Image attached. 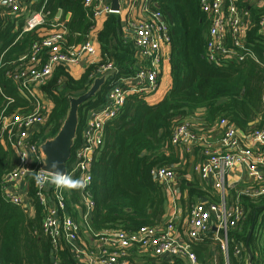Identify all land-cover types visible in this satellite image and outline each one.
I'll return each mask as SVG.
<instances>
[{"label": "trees", "instance_id": "trees-1", "mask_svg": "<svg viewBox=\"0 0 264 264\" xmlns=\"http://www.w3.org/2000/svg\"><path fill=\"white\" fill-rule=\"evenodd\" d=\"M32 1L24 0L31 11H40L43 0L34 4ZM84 2L47 1L48 25L62 11L59 22L67 29L66 47L89 41L96 26L92 10L86 8ZM144 4H148L151 11L160 12L169 26L172 88L154 106H149L137 95L131 96L121 116L106 125L104 146L93 164L92 183L88 189L95 202L89 222L94 232L136 233L142 228L163 223L166 191L152 176V171L159 166L167 167L183 179L186 171L182 170V165L187 160L183 149L172 144V137L175 129L186 120L196 118L201 128L205 131L215 129L216 133L219 121L226 120L246 136L264 126V69L252 61L226 66L208 62L210 25L202 12L200 0H146ZM9 13L7 8L0 7V117L3 112L5 116L30 114L37 104L36 100L21 95L13 75L19 70L21 58L28 54L38 37L33 33H23L26 16L17 17ZM67 15L71 17L66 22ZM263 17L264 6L251 9L252 28L248 33V43L259 58L264 53V36L260 35ZM123 27L119 14L108 16L98 34L101 60L87 67L79 80H75L63 66L55 67L47 84L40 89L44 99L52 104V109L46 125L34 134V142L42 144L55 137L66 118L70 97L90 88L100 66L108 62L114 64L117 73L110 80L113 83L135 75L140 63L136 59L134 42L126 36ZM110 81L95 98L81 106L77 140L89 113L104 104ZM3 140L5 133L2 134L0 127V264H80L65 243L60 242L55 248L44 234L43 208L35 198L33 180L29 184L32 214L5 199L4 177L17 166L18 160L11 148L3 145ZM76 147L77 144L67 167L73 161ZM77 182L78 178L65 197L70 216L81 222L78 209L81 207V190ZM183 182L182 190L187 192V198H182V202L188 205V209L206 198L198 182L189 185ZM238 195L239 191L230 192L228 203L235 202ZM218 202L220 197L215 196L207 204ZM239 202L245 215L239 226L228 233L229 264H246L248 249L253 255L252 264H264V198L242 195ZM190 244L199 264H225L213 235L208 234ZM240 248L244 250L241 257H237L235 252ZM216 253L218 259L215 258ZM176 264L185 263L180 261Z\"/></svg>", "mask_w": 264, "mask_h": 264}, {"label": "built area", "instance_id": "built-area-1", "mask_svg": "<svg viewBox=\"0 0 264 264\" xmlns=\"http://www.w3.org/2000/svg\"><path fill=\"white\" fill-rule=\"evenodd\" d=\"M47 1L43 0L41 10L34 12L24 0H6L5 5L4 0H0V6L4 5L10 15L26 16L23 33H33L38 37L28 54L21 58L19 70L13 75L20 86L21 95L36 100V108L30 114L14 113L5 116L3 112L0 117L1 132L5 133L3 145L11 148L18 160L17 166L4 177L5 199L31 214L33 199L29 197V184L33 180L35 198L43 208L44 234L55 248L60 242L65 243L80 264H134L132 256L135 254L140 256L142 262L149 264H176L180 261L199 264L190 243L198 242L208 234L213 235L225 264H229L228 233L239 226L245 215L239 197L245 195L253 199L264 198V126L254 129L246 136L228 121L221 120L216 128L222 134L218 148L213 147L206 135L212 130H200L206 134L198 135L188 123H182L175 129L172 137L175 147L184 149L193 141L200 142L204 147L203 155L206 159L194 169L201 180L213 179L221 198L218 203L200 202L190 208L187 232L184 229L187 240L175 235V214L165 224L145 227L136 233L112 230L94 232L89 222L95 202L88 189L92 183L93 164L104 146L106 125L121 116L131 96L137 95L145 100L158 91L164 73V49L169 48L171 42L170 29L162 14L151 11L148 4L143 7L145 18L135 19L129 15L125 26L134 42L136 59L142 65L133 77L122 78L117 83L110 81L117 73L114 64L108 62L100 66L95 79L114 72L108 80L112 83L105 102L89 113L79 140L76 141L73 161L67 167L66 174L62 177L52 176L41 171V144L33 141L34 134L46 125L52 109L51 103L38 99V91L47 84L56 66H63L68 70L92 59L97 55V50L91 39L75 47H66V26L56 18L51 23L55 31L41 37L39 31L44 30L49 22ZM36 2L37 0H33L31 3ZM200 2L210 25L206 55L208 62L226 66L252 61L264 69V53L259 58L248 43V33L252 28L251 9L263 7L264 0ZM84 5L92 10L95 22L102 16L113 14L111 0H85ZM130 7L134 8V4H130ZM260 29V35L264 36V17L260 22ZM94 64L97 63L92 62L88 67ZM238 168L250 179L252 187L249 185L235 202L228 203L226 178ZM152 176L170 192L174 191L173 184L177 176L173 170L159 166L152 171ZM76 178L81 190V207H78L83 211L81 222L70 216L65 197ZM23 185L27 186V190L26 187L25 190L20 189ZM175 193L176 191L174 196ZM85 231L90 232L96 240L98 245L95 251L80 249L81 234ZM243 250L237 249L235 255L241 257ZM164 257L168 258L163 259ZM247 261L246 259V264Z\"/></svg>", "mask_w": 264, "mask_h": 264}, {"label": "crops", "instance_id": "crops-1", "mask_svg": "<svg viewBox=\"0 0 264 264\" xmlns=\"http://www.w3.org/2000/svg\"><path fill=\"white\" fill-rule=\"evenodd\" d=\"M122 3V11L119 14L122 22H123V29L128 37L130 38L127 28L125 26L126 22L128 21L129 15L132 18H145L146 15L143 13V7L144 3L142 0H121ZM134 4V8L131 9L130 4ZM4 7V5H2ZM0 6V7H2ZM58 16V14H57ZM58 21L60 20L61 16L57 18ZM70 15H67L65 18V21H69ZM108 16H102L98 20H96V26L92 33L90 34V39L94 41V44L96 46L97 50V55L94 56L92 59L85 60L83 61L80 65H77L75 67H71L67 71L69 74L75 79L79 80L83 74L85 73L86 68L88 65H90L92 62L98 63L101 60V51L98 43V34L103 30L104 24L107 20ZM55 31L54 27L51 25L45 26L44 30L39 31V35L41 37L48 35L50 33H53ZM170 47L164 49V53L166 55L165 58V64H164V73L162 78L160 79V87L158 91L149 97L145 99L146 103L149 106H154L158 103H160L165 96L169 93V91L172 88V77H171V66H170ZM142 64H140L141 67ZM139 67V68H140ZM38 99L41 100L44 99L43 95H41L40 91H38ZM49 103V102H48ZM194 133L198 135H205V133H201L200 130H205L204 128H201V123L198 119L196 118H191L186 120ZM258 122H256L257 124ZM252 125V124H251ZM253 124L252 126H254ZM208 136V139L210 140V143L213 145V147H220L219 144L221 143V130H217V133L215 132V129H212L211 132L206 134ZM183 149V148H182ZM204 147L201 145L200 142L198 141H193L191 142L189 147H186L183 149L184 155L186 157V163L185 165H182V170L186 171V174L183 175V179L177 177L176 182L173 184V190L174 191H169L164 187V190L166 191V197H167V202H166V213L163 219V223L165 224L168 220H170L173 217V214H175L176 217V229L177 232L175 233L177 238H184V240H187L186 234H184V229H186L187 232V224H188V214L189 210L188 205L184 204L182 202V198L186 199L187 198V192L182 190V186L184 184L183 181H186L188 185L191 182H198L199 188H201L205 194L206 198L203 200L204 202H208L209 199L216 197H220V192H218L214 186V181L213 179H209L207 181H203L200 179V176L195 172V167L201 163L204 162L206 159L203 155V150ZM250 179H247L245 173L241 171V169H236L233 172H231L230 175L226 178V189H227V195L230 194V192H237L239 191V194H241L246 187L247 184H249ZM27 190V186H21L20 189L22 190ZM175 196L173 195L174 192ZM226 195V197H227ZM221 199V198H220ZM202 201V202H203ZM186 205V206H185ZM33 213V207L31 205V214ZM82 241V242H81ZM80 249L86 250V251H95L97 248V242L94 239L93 235L85 231L84 233L81 234V240H80ZM108 245V244H107ZM221 255V253H219ZM224 257V256H223ZM134 264H149V263H144L141 261L140 256L135 254L132 256ZM168 257H164L163 259H167ZM215 258L218 259V254H215ZM248 260V256H247ZM139 261V262H138ZM165 261V260H164ZM225 261V259H224Z\"/></svg>", "mask_w": 264, "mask_h": 264}, {"label": "water", "instance_id": "water-1", "mask_svg": "<svg viewBox=\"0 0 264 264\" xmlns=\"http://www.w3.org/2000/svg\"><path fill=\"white\" fill-rule=\"evenodd\" d=\"M3 4H6L4 0ZM111 11L113 14H120L122 11L121 0H111ZM62 11L58 12L60 17ZM57 16V18H58ZM114 72L94 79L90 88L81 96L70 97V107L66 118L55 137L46 140L40 145L39 152L42 162L41 171L57 177H62L67 172V164L72 158V150L78 138V129L80 126L79 112L81 106L90 99H93L108 82ZM145 154V153H144ZM203 203H206L203 201ZM82 218L83 211L79 209ZM248 264H252L253 255L248 249Z\"/></svg>", "mask_w": 264, "mask_h": 264}, {"label": "rangeland", "instance_id": "rangeland-1", "mask_svg": "<svg viewBox=\"0 0 264 264\" xmlns=\"http://www.w3.org/2000/svg\"><path fill=\"white\" fill-rule=\"evenodd\" d=\"M84 93H85V92H84ZM84 93H81V94L75 95V96H73V97L77 98V97L83 95ZM43 100L46 101L45 99H43ZM46 102H47V101H46ZM45 104L49 106V104H47V103H45ZM226 192H227V189H226Z\"/></svg>", "mask_w": 264, "mask_h": 264}]
</instances>
